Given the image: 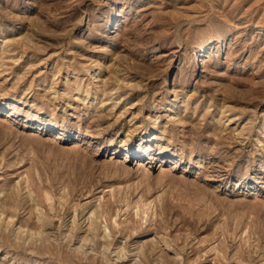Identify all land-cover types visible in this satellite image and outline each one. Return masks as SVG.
<instances>
[{
	"label": "rangeland",
	"instance_id": "obj_1",
	"mask_svg": "<svg viewBox=\"0 0 264 264\" xmlns=\"http://www.w3.org/2000/svg\"><path fill=\"white\" fill-rule=\"evenodd\" d=\"M0 264H264V0H0Z\"/></svg>",
	"mask_w": 264,
	"mask_h": 264
},
{
	"label": "bare ground",
	"instance_id": "obj_2",
	"mask_svg": "<svg viewBox=\"0 0 264 264\" xmlns=\"http://www.w3.org/2000/svg\"><path fill=\"white\" fill-rule=\"evenodd\" d=\"M205 46H206V45H205ZM206 49H207V48H206ZM200 51H201V50H200ZM202 53H203V52H202ZM202 53H201V54H202ZM197 57H198V56H197ZM174 100H175V101H174V104L177 103V101H176L175 98H174ZM171 102H172V100L169 102V104H170ZM171 107H172V106H170V108H171ZM171 109H172V108H171ZM170 111H171V110H170ZM151 130H152V129H151ZM154 131H155V130H154Z\"/></svg>",
	"mask_w": 264,
	"mask_h": 264
}]
</instances>
